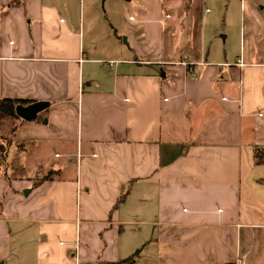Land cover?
<instances>
[{
    "label": "crops",
    "instance_id": "0c3cea01",
    "mask_svg": "<svg viewBox=\"0 0 264 264\" xmlns=\"http://www.w3.org/2000/svg\"><path fill=\"white\" fill-rule=\"evenodd\" d=\"M197 1L0 0V99L47 104L0 165V264H264V0Z\"/></svg>",
    "mask_w": 264,
    "mask_h": 264
},
{
    "label": "rangeland",
    "instance_id": "374dc122",
    "mask_svg": "<svg viewBox=\"0 0 264 264\" xmlns=\"http://www.w3.org/2000/svg\"><path fill=\"white\" fill-rule=\"evenodd\" d=\"M219 1H221V0H211V1L207 0L206 4H204V6L208 7V9H212L214 7L215 3L219 2ZM197 3H201V0H198ZM101 5H102V3H101ZM235 6H236V9H237V12L236 13L234 12L235 14L232 15V17L230 18L231 19L230 21L227 20V22L225 23L226 27L223 25V21L222 20L218 21V23H220V25L218 24L219 28L220 29L221 28L225 29L230 34L229 35V41H228L229 44L230 43H234L235 44V38H234L235 34L234 33L237 32V30L240 29V27H241V25H240V17H239V15H240L239 10L240 9H239V2L238 1L235 3ZM181 12H182V8L180 6V8H179L177 14L175 15V17H172L171 19H169V23L167 24V26L165 25V29H164L166 31V33H165V42L167 44H171V45L180 44V46H181L182 36H180V35H181V33L183 32V29H184L186 32L189 31V32L193 33L192 34L193 37L191 39V42L193 41L196 44L197 43V37H198V22H197V20H191V21H187L186 20V21H184L182 19ZM241 14L242 15L246 14V10L242 9L241 10ZM229 22H231V23L229 24ZM85 24H86V22H85ZM217 26L210 27L211 31H213V30L216 31ZM178 34H180V35H178ZM178 36H180V37H178ZM122 39H124V38H122ZM216 41L217 42L219 41V39L216 38V35L209 34V36H207V38L205 39V43H204L205 50H208L209 48L211 49L214 46L213 43H211V42H216ZM241 41L243 42V36L241 37V40L239 39V45H240ZM236 44H237V42H236ZM15 232L16 233H14L15 234L14 236L16 237V236H18V234H17V231H15Z\"/></svg>",
    "mask_w": 264,
    "mask_h": 264
},
{
    "label": "trees",
    "instance_id": "16d2710c",
    "mask_svg": "<svg viewBox=\"0 0 264 264\" xmlns=\"http://www.w3.org/2000/svg\"><path fill=\"white\" fill-rule=\"evenodd\" d=\"M31 103L30 100L17 99V98H2L0 99V125L6 126L9 123L7 135L0 140V165L5 162L8 153V147L13 142L14 136L18 128V122L21 120L16 113L15 109L18 105H27ZM49 174L45 175L40 180L34 182L35 185L44 180L49 179Z\"/></svg>",
    "mask_w": 264,
    "mask_h": 264
},
{
    "label": "water",
    "instance_id": "95a60500",
    "mask_svg": "<svg viewBox=\"0 0 264 264\" xmlns=\"http://www.w3.org/2000/svg\"><path fill=\"white\" fill-rule=\"evenodd\" d=\"M47 104L45 102H33L29 105H18L15 109V113L18 117L23 120L31 121L34 120L37 114L42 111Z\"/></svg>",
    "mask_w": 264,
    "mask_h": 264
},
{
    "label": "built area",
    "instance_id": "2783aa9c",
    "mask_svg": "<svg viewBox=\"0 0 264 264\" xmlns=\"http://www.w3.org/2000/svg\"><path fill=\"white\" fill-rule=\"evenodd\" d=\"M238 62H239V64H241V65L243 64V63L241 62L240 59L238 60ZM108 64L111 66V65L113 64V61H109ZM232 264H243V261H242L240 258H236V259L232 262Z\"/></svg>",
    "mask_w": 264,
    "mask_h": 264
}]
</instances>
